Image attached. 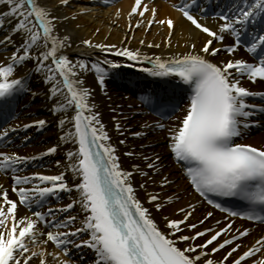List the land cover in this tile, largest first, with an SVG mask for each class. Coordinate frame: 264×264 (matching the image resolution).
Returning <instances> with one entry per match:
<instances>
[{"label":"snow or ice","instance_id":"1","mask_svg":"<svg viewBox=\"0 0 264 264\" xmlns=\"http://www.w3.org/2000/svg\"><path fill=\"white\" fill-rule=\"evenodd\" d=\"M91 2L107 6L111 0ZM212 3L178 0L171 4L178 18H159L156 0H134L127 14L129 31L166 28L165 47L171 52L177 25L186 22L188 38L181 52L150 55L140 48L83 39L81 45L91 51L73 59L69 50L74 40L60 25L76 17L59 14L71 0H0V31L9 27L0 48L12 49L0 61V176L12 181L10 186L0 183V264H48L49 258L69 264L61 257L76 252L86 264L83 250L91 252V264H264V143L245 142L253 129H264V103L252 102H264V92L244 86L245 81L264 83V0H225L214 14ZM210 18L214 24L208 23ZM140 44L162 47L144 39ZM241 48L251 61L236 58ZM97 50L126 63L92 60ZM29 65L48 86L51 110L63 133L60 142L72 146L56 175L26 172L57 154L60 143L33 156L3 150L29 144L28 131L47 125L44 119L9 124L19 119V97L37 94L31 92L27 72L17 75ZM137 66L167 85L140 99L168 123H145L132 135H162L175 179L170 178L173 173L163 174L168 166L158 153L141 154L146 169L136 163L130 170L122 166L118 145L94 102V89L87 85L91 74L105 90L109 79ZM115 130L124 135L119 120ZM125 143L119 140V145ZM156 175L162 177L158 187L174 194L148 191ZM138 176L145 182L137 185ZM65 195L69 202L52 206ZM185 195L190 197L186 206L164 214Z\"/></svg>","mask_w":264,"mask_h":264},{"label":"bare ground","instance_id":"2","mask_svg":"<svg viewBox=\"0 0 264 264\" xmlns=\"http://www.w3.org/2000/svg\"><path fill=\"white\" fill-rule=\"evenodd\" d=\"M178 0H156V4L159 6V18L171 15L173 18H178V14L171 8L172 3H176ZM225 3V0H213L210 7L218 8V4ZM134 4V0H111V2L105 6L102 3H94L91 0H71V6L62 8L60 15H67L69 17L75 16V19H68L60 25L62 32L70 34L74 40L73 49L69 50L71 58H80V52L91 51L81 45L83 39H91L93 43H105L115 44L117 47L127 46L130 48H140L142 51L148 52L150 55L155 53L157 55L167 56L171 52H181L184 50L185 41L188 38V32L186 31L188 25L186 22H179L172 37L173 47L170 50L165 47L168 37L166 35V28H159L153 26L149 31L146 27H141L138 30L133 29L129 31L128 12L131 6ZM119 13V16H117ZM134 26L136 20L131 21ZM209 24H214V21L210 18ZM97 29L99 31H97ZM9 32V27L6 25L3 31H0V39L4 38V35ZM127 37V39H125ZM134 37V38H133ZM17 40L19 38H16ZM144 39L146 43H158L162 47L160 49H148L140 44V40ZM225 43H231L230 39H227ZM179 45V47H177ZM79 46V47H77ZM12 51L9 48L5 51L0 48V61H3L7 55ZM223 55V53H222ZM118 59L121 62L126 63L124 58H115L111 55L105 57L104 53H100L98 50L93 53L91 59ZM236 58H242L251 61V56L241 48L236 54ZM139 66L136 68H125L123 70L124 75L115 80L109 79L106 83V89L101 90L95 83L94 75H89L87 78V85L94 89V102L97 104L98 110L101 113L102 122L105 124L109 135L112 137L114 145H118V154L121 155L122 166L130 170L133 163L140 164L142 168L146 169V164L140 159L141 154L152 155L158 153L161 155L164 164L168 167L164 170V175H170L171 179H175L176 175L173 172L171 156L168 154L166 148L163 146V137L158 133L149 132L147 138H134L132 133L142 130V125L145 123L155 124L156 122L168 123L160 121L153 117L139 102L130 91H125L128 88L127 84L132 83L144 85V84H162V78L148 77L147 74L140 73L138 71ZM27 72L28 79L31 84V92L37 93L35 96L31 94L21 95L18 100V108L16 115L19 119H15L11 125L15 124H31L36 120L44 119L47 121V125L42 130L32 128L28 131V135L32 137L29 144H19L18 147L5 148L4 151H16L21 155L33 156L47 150V148L61 144L57 154L44 157L43 160L35 162L30 168L27 169L26 174H32L34 172H40L47 175H56L63 170V162L65 160L66 151L71 148V145H64L60 142L59 137L63 134L58 127L59 117L52 112V102L48 99L47 88L42 81V77L39 74H34V69L29 65L28 69H19L17 75H22ZM125 86V88H124ZM127 86V87H126ZM244 86L248 87L251 91L264 92V83L257 82L255 84L245 81ZM255 102V101H252ZM260 105V102H255ZM115 109L116 111H113ZM122 113V115H121ZM121 122L124 129V135H120L115 130V120ZM126 118V119H125ZM124 139L126 143L119 145V140ZM247 143L262 144L264 143V129L252 130L251 135L247 137ZM134 150L136 156L129 158L123 155L124 152ZM57 161H61V167H57ZM161 176H153L155 185L149 181L148 191H156L167 193L169 195L174 194L171 189H160L158 184L161 180ZM144 178L137 177V185L144 183ZM0 183L5 186H10L12 181L7 176H0ZM173 189L175 185L172 186ZM143 195V193H141ZM166 198V197H165ZM190 197L185 195L182 201L168 207L164 214H170L179 207L186 206ZM67 196H63L61 202H52L53 207H59L61 203H67ZM199 216L200 213L198 212ZM217 218H221L220 213H216ZM211 223H214L212 221ZM240 222H238L239 224ZM254 230H255V226ZM48 251L58 252V249L49 247ZM62 259L68 260L69 264H82L81 252H76L74 257L62 256ZM83 258L86 264H91V252L83 250ZM48 264H56L54 260L49 258Z\"/></svg>","mask_w":264,"mask_h":264}]
</instances>
